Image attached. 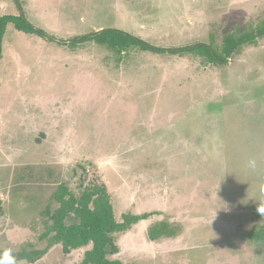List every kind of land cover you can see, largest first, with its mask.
Here are the masks:
<instances>
[{"label":"rangeland","instance_id":"1","mask_svg":"<svg viewBox=\"0 0 264 264\" xmlns=\"http://www.w3.org/2000/svg\"><path fill=\"white\" fill-rule=\"evenodd\" d=\"M19 2L53 40L8 25L1 42L0 249L18 264H81L91 246L64 254L55 245L32 263L20 256L48 245L41 236L60 189L79 196L96 180L116 222L147 215L114 235L108 259L264 264L255 238L264 229V37L225 66L62 43L113 28L157 47L220 52L225 38L263 25L264 0ZM19 13L0 0V17Z\"/></svg>","mask_w":264,"mask_h":264},{"label":"trees","instance_id":"2","mask_svg":"<svg viewBox=\"0 0 264 264\" xmlns=\"http://www.w3.org/2000/svg\"><path fill=\"white\" fill-rule=\"evenodd\" d=\"M12 1L20 13L16 16L6 15L0 17V50L1 42L8 25H12L19 32L36 35L50 41L53 40L43 29L35 27L25 18L19 0ZM263 37L264 23L253 32L244 33L236 38H225L220 52L204 43L175 48L157 47L138 37L113 28L102 29L74 37L62 43L63 45L73 47L87 42H94L100 46H105L110 50H117L119 52L126 51L129 48H137L154 54L179 56L194 54L203 57L208 64L225 66L239 48L251 45L257 39ZM60 192L55 200L58 203L57 209L49 213L52 225L41 236V239L47 240L48 245L42 250H37L26 255L22 254L20 258L32 263L44 255L50 247L55 245H61L64 254H68L71 250L91 246L85 252L81 264H123L118 260L107 258L109 251L114 252L115 250L114 235L122 233L138 222L145 220L147 215H125L122 222H116L106 187L103 183H98L96 180L85 187L79 196L69 193L64 188H61ZM70 216L73 217L74 222L65 224V220ZM158 234L159 232H151L149 234L150 240H155ZM255 238L264 240V229L257 233Z\"/></svg>","mask_w":264,"mask_h":264},{"label":"clouds","instance_id":"3","mask_svg":"<svg viewBox=\"0 0 264 264\" xmlns=\"http://www.w3.org/2000/svg\"><path fill=\"white\" fill-rule=\"evenodd\" d=\"M251 166H255L254 161H250ZM258 212L264 215V208L258 207ZM0 264H18V258L12 248L0 249Z\"/></svg>","mask_w":264,"mask_h":264}]
</instances>
